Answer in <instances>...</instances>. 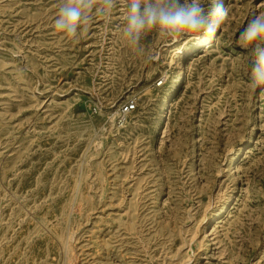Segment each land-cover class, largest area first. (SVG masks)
<instances>
[{"label": "rangeland", "instance_id": "rangeland-1", "mask_svg": "<svg viewBox=\"0 0 264 264\" xmlns=\"http://www.w3.org/2000/svg\"><path fill=\"white\" fill-rule=\"evenodd\" d=\"M59 3L0 0V264H264V84L240 39L264 0L139 47L129 0L75 39Z\"/></svg>", "mask_w": 264, "mask_h": 264}, {"label": "clouds", "instance_id": "clouds-1", "mask_svg": "<svg viewBox=\"0 0 264 264\" xmlns=\"http://www.w3.org/2000/svg\"><path fill=\"white\" fill-rule=\"evenodd\" d=\"M95 0H60L54 19V29L65 37L77 38L80 29L90 23L93 12L104 16L116 6L117 0H101L102 6L94 7ZM227 10L217 0H129L123 35L139 47L141 38L151 29L162 37L181 34L212 36ZM264 37V13L254 15L240 32V39L255 45L249 69L253 85L264 84V47L256 43Z\"/></svg>", "mask_w": 264, "mask_h": 264}, {"label": "built area", "instance_id": "built-area-1", "mask_svg": "<svg viewBox=\"0 0 264 264\" xmlns=\"http://www.w3.org/2000/svg\"><path fill=\"white\" fill-rule=\"evenodd\" d=\"M160 82H158L159 84ZM135 109V102L132 99H128L124 101L118 108H117V122L122 125L125 123L126 118L130 112H132ZM92 112L96 111L95 107H92Z\"/></svg>", "mask_w": 264, "mask_h": 264}, {"label": "bare ground", "instance_id": "bare-ground-1", "mask_svg": "<svg viewBox=\"0 0 264 264\" xmlns=\"http://www.w3.org/2000/svg\"><path fill=\"white\" fill-rule=\"evenodd\" d=\"M180 46H176V49H177V52H181V50L183 49V46L181 45V44H179ZM197 46V43H195L194 44V46H191V48L193 49L194 47H196ZM183 74V69L182 68H180L179 69V76L181 77V75ZM179 77V78H180ZM171 93V92H170ZM166 104L164 103V105H163V107L165 106ZM162 113H164V112H162ZM163 118V117H162Z\"/></svg>", "mask_w": 264, "mask_h": 264}]
</instances>
